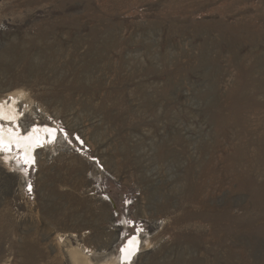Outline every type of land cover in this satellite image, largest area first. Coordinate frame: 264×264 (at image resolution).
Returning <instances> with one entry per match:
<instances>
[{"label": "rangeland", "instance_id": "rangeland-1", "mask_svg": "<svg viewBox=\"0 0 264 264\" xmlns=\"http://www.w3.org/2000/svg\"><path fill=\"white\" fill-rule=\"evenodd\" d=\"M0 106V264H264V0H0Z\"/></svg>", "mask_w": 264, "mask_h": 264}, {"label": "bare ground", "instance_id": "bare-ground-1", "mask_svg": "<svg viewBox=\"0 0 264 264\" xmlns=\"http://www.w3.org/2000/svg\"><path fill=\"white\" fill-rule=\"evenodd\" d=\"M136 247H128L123 251V256L126 258L133 257L136 254Z\"/></svg>", "mask_w": 264, "mask_h": 264}, {"label": "snow or ice", "instance_id": "snow-or-ice-1", "mask_svg": "<svg viewBox=\"0 0 264 264\" xmlns=\"http://www.w3.org/2000/svg\"><path fill=\"white\" fill-rule=\"evenodd\" d=\"M0 107H2V106H0ZM2 116H3L2 111H0V118H2ZM3 147H5V145L3 143V140L0 139V148H3ZM121 251H124V249H122Z\"/></svg>", "mask_w": 264, "mask_h": 264}]
</instances>
